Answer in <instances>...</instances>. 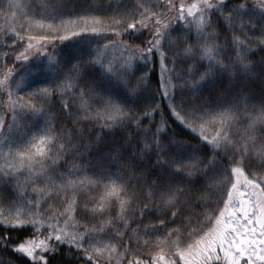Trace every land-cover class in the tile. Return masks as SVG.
I'll list each match as a JSON object with an SVG mask.
<instances>
[{
    "label": "snow or ice",
    "instance_id": "obj_1",
    "mask_svg": "<svg viewBox=\"0 0 264 264\" xmlns=\"http://www.w3.org/2000/svg\"><path fill=\"white\" fill-rule=\"evenodd\" d=\"M0 20V264H264V0H0Z\"/></svg>",
    "mask_w": 264,
    "mask_h": 264
},
{
    "label": "trees",
    "instance_id": "obj_2",
    "mask_svg": "<svg viewBox=\"0 0 264 264\" xmlns=\"http://www.w3.org/2000/svg\"><path fill=\"white\" fill-rule=\"evenodd\" d=\"M259 57H249L250 60H256ZM17 67H20L19 65H17ZM153 80H155V78H153ZM225 84H227V77L225 78ZM248 86L251 90V92L255 93L256 95H259L260 93V89L261 87H264V85H262L261 81L259 79H255L254 82H248ZM219 87V85H214V84H207L205 85V87L203 88V95L206 97H209L210 99H215V89ZM167 102L164 101L162 102V107H164V105ZM164 112L165 114H167V109L164 108ZM169 123H171L172 129L175 132L180 133L181 138H183L186 141H191V143L196 144L198 143V141H196L195 139H193V135L192 133H189L187 129H185L182 125H179L178 122L173 123L172 121H169ZM91 126V125H89ZM131 131V130H129ZM123 133H117V135L114 137V139H119L120 136H122ZM105 151H107V149H104ZM69 160L71 159L70 156H68ZM9 259V255L7 253H0V260H7ZM59 264H66V262L64 260H60Z\"/></svg>",
    "mask_w": 264,
    "mask_h": 264
},
{
    "label": "rangeland",
    "instance_id": "obj_3",
    "mask_svg": "<svg viewBox=\"0 0 264 264\" xmlns=\"http://www.w3.org/2000/svg\"><path fill=\"white\" fill-rule=\"evenodd\" d=\"M90 3H93V4H98L100 3V0H89ZM3 21L0 20V23H2ZM70 50H65V54L67 55V53L69 52ZM22 75H24V73H22ZM43 78V74L40 73V74H37V73H34L29 79H32V80H40ZM25 83H27V81H25ZM6 99V97H5ZM63 123L66 125V126H70V121L68 120H64ZM40 125L41 127L43 126V120L40 121ZM81 127H83V125H81ZM91 127V126H89ZM66 159H69L68 157H66Z\"/></svg>",
    "mask_w": 264,
    "mask_h": 264
}]
</instances>
